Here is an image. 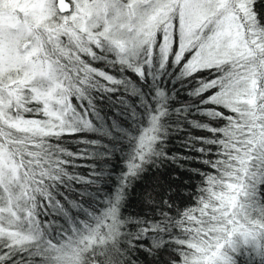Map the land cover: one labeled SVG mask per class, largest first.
Wrapping results in <instances>:
<instances>
[{
  "label": "trees",
  "instance_id": "1",
  "mask_svg": "<svg viewBox=\"0 0 264 264\" xmlns=\"http://www.w3.org/2000/svg\"><path fill=\"white\" fill-rule=\"evenodd\" d=\"M247 1L264 42V0ZM65 41L54 59L73 111L87 114L91 127L14 142L41 240L23 246L0 241V264H56L47 244L76 238L103 218V240L83 247L81 264H191L194 245L205 242L219 219L217 198L235 178L231 214L242 209L246 220L264 226V148L257 141L264 113L206 102L242 68L225 63L182 76L189 51L177 64L169 58L140 78L105 45ZM28 106L33 112L24 116L41 117ZM153 116L157 131L140 157L142 132ZM109 216L115 228L107 235L114 225ZM230 260L264 264V251L241 247Z\"/></svg>",
  "mask_w": 264,
  "mask_h": 264
},
{
  "label": "rangeland",
  "instance_id": "2",
  "mask_svg": "<svg viewBox=\"0 0 264 264\" xmlns=\"http://www.w3.org/2000/svg\"><path fill=\"white\" fill-rule=\"evenodd\" d=\"M70 3V11L62 13L56 10L55 0H0V241L7 245L41 240L29 207L22 162L12 153L14 142L91 127L87 114L73 111L69 89L54 59L65 40L89 38L100 49L105 45L117 63L130 67L140 78L151 75V67L158 63L161 68L169 58L177 64L189 51L192 54L182 65V76L231 63L242 68L239 76L206 102L237 112L258 107L264 113V42L247 0ZM87 52L91 57L93 52ZM88 70L113 82L99 70ZM29 103L41 117L24 116L33 112ZM157 117H151L142 132L140 142L145 149L140 157L154 140ZM8 132L15 141L8 140ZM257 141L263 149L264 131ZM235 181L227 183L224 198H217L218 206L223 204L217 225L213 223L206 232L205 242L194 245L196 256L191 264H229L230 256L241 247L264 251V226L246 220L242 209L234 207L231 214L229 206H234L238 188ZM104 223L105 218L65 243L47 244L56 264H81L83 247L103 240ZM114 228L115 223L107 235Z\"/></svg>",
  "mask_w": 264,
  "mask_h": 264
},
{
  "label": "water",
  "instance_id": "3",
  "mask_svg": "<svg viewBox=\"0 0 264 264\" xmlns=\"http://www.w3.org/2000/svg\"><path fill=\"white\" fill-rule=\"evenodd\" d=\"M56 7L59 12H67L70 10L69 4L65 0H57Z\"/></svg>",
  "mask_w": 264,
  "mask_h": 264
},
{
  "label": "flooded vegetation",
  "instance_id": "4",
  "mask_svg": "<svg viewBox=\"0 0 264 264\" xmlns=\"http://www.w3.org/2000/svg\"><path fill=\"white\" fill-rule=\"evenodd\" d=\"M56 1L57 0H55V5H56ZM68 4H69V7H70V9H71V3H70V0H65ZM57 8V7H56ZM57 10V9H56ZM58 11V10H57ZM70 11V10H69Z\"/></svg>",
  "mask_w": 264,
  "mask_h": 264
}]
</instances>
